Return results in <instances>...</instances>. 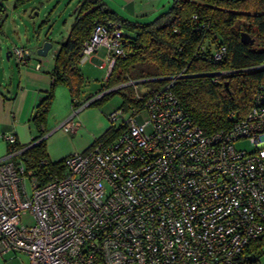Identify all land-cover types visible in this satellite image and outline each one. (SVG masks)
Returning <instances> with one entry per match:
<instances>
[{
	"label": "built area",
	"instance_id": "1",
	"mask_svg": "<svg viewBox=\"0 0 264 264\" xmlns=\"http://www.w3.org/2000/svg\"><path fill=\"white\" fill-rule=\"evenodd\" d=\"M123 37L119 22H95L79 65L102 48L109 76L124 56ZM198 52L220 60L226 50L204 41ZM29 53L10 49L18 64ZM180 76L154 89L129 80L75 99L72 116L114 90L129 88L136 101L148 94L141 106L107 115L116 137L66 156L62 174L43 185L13 160L20 150L2 157L0 256L24 253L28 264H239L264 233V85L244 115L229 114L228 129L204 134L172 92ZM4 140L16 142L12 134ZM26 212L33 226L20 225Z\"/></svg>",
	"mask_w": 264,
	"mask_h": 264
},
{
	"label": "trees",
	"instance_id": "2",
	"mask_svg": "<svg viewBox=\"0 0 264 264\" xmlns=\"http://www.w3.org/2000/svg\"><path fill=\"white\" fill-rule=\"evenodd\" d=\"M30 1L0 0V34L7 20L5 3L16 10ZM73 15L70 31L53 56L52 86L38 99L29 119L35 133L31 146L21 147L16 142L7 145L9 153L20 150L13 160L21 161L40 185L63 171V160L51 162L45 140L41 139L54 88L64 86L73 105L75 99L82 100L85 80L79 69V53L95 22H119L124 30V56L115 61L102 88L146 80L143 84L154 89L166 83L164 77L182 73L171 87L172 92L204 134L228 129L235 120L229 119V114L233 113L236 119L244 115L254 92L264 85V0H171L151 20L124 19L100 0H79ZM242 33L253 40L251 45L241 42ZM204 41L225 47L222 59L199 53ZM143 66L151 70L141 69ZM132 72L137 73L131 77ZM124 90L111 91L90 106L98 107L111 94ZM122 96L117 109L126 110L141 106L148 94H143L140 101L134 100L133 95ZM118 132L109 127L97 140H112ZM262 248L264 233L245 246L239 264H257Z\"/></svg>",
	"mask_w": 264,
	"mask_h": 264
},
{
	"label": "crops",
	"instance_id": "3",
	"mask_svg": "<svg viewBox=\"0 0 264 264\" xmlns=\"http://www.w3.org/2000/svg\"><path fill=\"white\" fill-rule=\"evenodd\" d=\"M100 1L121 18L149 20L150 17L153 19L171 0ZM74 10L75 7L71 11L69 20L62 24V32L59 33L60 40L58 37L55 38V48L52 44L50 59H46V56L39 57L36 51L33 54L30 48L24 46L30 52L26 63L18 64L15 61L16 71H11L8 76L5 74L0 79V159L8 153V144L4 140L6 135H14L16 143L21 147L32 144L35 133L31 130L29 119L38 99L44 96L52 86L53 78L50 72L53 67V56L59 43L70 31L74 20ZM104 53V49L100 48L88 60L81 63L79 65L81 74L86 73L87 68H96V65L100 69H105L100 66L101 61L104 60ZM37 64L41 65L40 69H36ZM103 89L101 86L100 91ZM87 97L89 96H83L81 99ZM72 110L68 90L61 85L55 86L54 100L43 127L46 153L51 162L60 161L72 153L85 151L109 128L106 121L109 112L104 113L98 107L89 106L72 116ZM69 122L74 124V128L65 130L64 124ZM0 264H28V258L24 253L8 252L0 256Z\"/></svg>",
	"mask_w": 264,
	"mask_h": 264
},
{
	"label": "rangeland",
	"instance_id": "4",
	"mask_svg": "<svg viewBox=\"0 0 264 264\" xmlns=\"http://www.w3.org/2000/svg\"><path fill=\"white\" fill-rule=\"evenodd\" d=\"M76 3L77 0H32L16 10L11 8L9 2L5 3L7 20L4 24L3 32L0 34V79L5 74L8 76L9 72L16 71V60L8 52L12 46H26L35 54L36 49L43 42L49 40L52 42L53 48H55V38L58 37V40H60L59 33L62 32V24L69 20L72 14L71 11ZM151 19L152 17L149 18V20ZM53 48L45 57L46 59L51 58ZM95 67L87 68L86 73H82L85 80L82 97L99 93L101 86L105 83L106 70L100 69L97 65ZM141 69L151 70L150 67L146 66L141 67ZM136 73L132 72L131 77ZM155 86L157 85L153 87ZM133 93L131 89L113 93L102 101L98 108L101 112L111 113L121 105L123 94L132 96ZM128 116V112L123 113V119H127ZM120 121H117L114 125L118 126ZM34 223L35 221L29 212L21 215L20 225L29 227L33 226ZM257 264H264V248H262V253L257 256Z\"/></svg>",
	"mask_w": 264,
	"mask_h": 264
},
{
	"label": "water",
	"instance_id": "5",
	"mask_svg": "<svg viewBox=\"0 0 264 264\" xmlns=\"http://www.w3.org/2000/svg\"><path fill=\"white\" fill-rule=\"evenodd\" d=\"M241 42L244 44L251 45L253 43V40L249 38V36L246 33H242L240 35ZM52 48V43L50 41H45L43 44L36 50V54L39 57H45L47 56L48 52ZM10 54V53H9ZM8 55V53H7Z\"/></svg>",
	"mask_w": 264,
	"mask_h": 264
},
{
	"label": "clouds",
	"instance_id": "6",
	"mask_svg": "<svg viewBox=\"0 0 264 264\" xmlns=\"http://www.w3.org/2000/svg\"><path fill=\"white\" fill-rule=\"evenodd\" d=\"M105 90V89H104ZM103 91V90H102ZM101 92V91H100Z\"/></svg>",
	"mask_w": 264,
	"mask_h": 264
}]
</instances>
